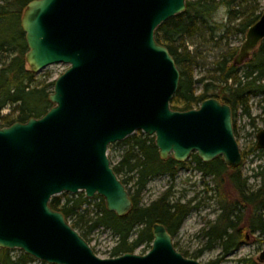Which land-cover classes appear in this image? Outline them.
Segmentation results:
<instances>
[{"label":"water","instance_id":"95a60500","mask_svg":"<svg viewBox=\"0 0 264 264\" xmlns=\"http://www.w3.org/2000/svg\"><path fill=\"white\" fill-rule=\"evenodd\" d=\"M186 0H33L20 26L26 65L39 74L69 68L49 95L40 118L0 128V248L46 264H200L178 252L164 225L152 227L145 255L99 258L49 201L82 192L102 198L122 217L130 194L113 172L110 145L136 132L153 137L161 160L207 163L220 157L240 168L228 104L205 99L190 111L172 110L180 74L167 49L155 42L159 25L183 13ZM238 48L242 65L264 40V9ZM256 145L264 149V128ZM264 264V249L257 258Z\"/></svg>","mask_w":264,"mask_h":264},{"label":"trees","instance_id":"16d2710c","mask_svg":"<svg viewBox=\"0 0 264 264\" xmlns=\"http://www.w3.org/2000/svg\"><path fill=\"white\" fill-rule=\"evenodd\" d=\"M31 1L33 0H0V128L40 118L52 107L48 97L53 92L54 81L40 79L26 65L25 54L28 48L20 22L24 9ZM260 1L186 0V10L183 13L158 26L154 34L155 42L164 46L171 54L180 74L177 91L170 102L172 110H194L205 99L212 98L221 104H228L233 112L241 108L246 117L251 116L249 98L264 96V40L242 65H234L239 51L234 47L215 60L211 75L197 79L194 69L199 66L198 57L194 51L188 50L187 39L197 36L203 29L208 30L213 39L223 29L213 18L222 6L227 8L229 20L236 22L235 31L245 36L248 29L261 17L263 9L259 5ZM223 27L229 30L228 27ZM197 84L201 88L198 93ZM4 110H8L7 114L2 113ZM126 144L128 147L120 160L111 164L113 172L130 194L132 208L124 216L108 212L102 198L97 196L93 199L97 202L90 204L92 200L87 199L82 192L73 196L53 197L49 201L50 208L61 212L68 224L88 244L94 230L109 231L116 238L110 252L111 258L134 253L139 246L150 245L153 241L152 227L156 223L164 225L169 235L174 237L184 219L199 206L191 205V202H173L170 188L150 204H141L142 192L151 179L167 176L172 181L185 164L178 163L171 156L161 160L153 137L140 132L128 138ZM251 148L256 150L255 142ZM241 154L245 159L250 152L242 150ZM189 159L193 169L205 178L210 177L215 185L213 191H217L219 179L226 177L236 194L232 202L220 199L219 216L201 231L206 239V250L213 245L220 247V258L211 263L219 264L225 256L239 247L245 232L252 235L254 230H258V238H264V212L261 209L264 195H259V200H256V196L249 199L245 188L246 178H242L240 168H227L220 157L207 163L202 162L197 155H191ZM252 203L255 211L250 220L248 207ZM227 230L240 234L228 236ZM17 252V255H13L10 250L0 248V264H29L35 261L30 255ZM178 252L187 258H194L180 250ZM237 264L256 263L244 259L237 261Z\"/></svg>","mask_w":264,"mask_h":264},{"label":"rangeland","instance_id":"374dc122","mask_svg":"<svg viewBox=\"0 0 264 264\" xmlns=\"http://www.w3.org/2000/svg\"><path fill=\"white\" fill-rule=\"evenodd\" d=\"M259 5L264 9V0H261ZM225 14L221 11V8L215 13L214 21L218 26L223 29L215 34V37L211 39L209 31L203 29L197 36L187 39L188 50L194 51L197 54V62L199 66L194 69L195 78H201L209 76L215 60L220 55L232 50L234 47L239 48L244 42L245 38L241 34L235 31V21H230L229 17L225 20ZM223 26L229 28L226 30ZM69 67L67 65H53L39 73L40 79H47L49 82H53L62 75ZM264 85V79L262 81ZM200 85H196V93L200 91ZM249 111L250 117H246L241 109L237 110V127L238 138L237 143L240 147V151L249 148L251 143L256 142L257 133L264 128L262 118L264 117V96H251L249 98ZM8 110H4L2 113L7 114ZM252 119V120H251ZM251 122L253 124H251ZM141 133V132H140ZM143 134V133H142ZM138 135V132L132 134ZM145 135V134H144ZM128 137V138H131ZM121 143L110 145L108 148V159L111 164L117 163L121 156L128 147L126 144L127 139ZM151 138V137H150ZM125 142V143H124ZM188 159L186 166L179 169L176 178L172 181L167 176L154 177L151 179L144 191L142 192L141 204L148 205L155 199L163 196L166 190L170 188L172 192L171 200L186 204L191 202V205H199L197 209L192 210L190 214L182 222L181 228L176 233L177 235L173 239V243L178 245V251L187 253L189 256L193 255V259L198 260L200 264H211L212 261L217 260L221 256V249L218 245H213L211 249H205L206 240L202 238L201 231L206 229L210 223H212L220 214L219 205L220 199L228 200L232 202V199L236 196L235 191L226 177L219 179L217 191L212 189L215 187L210 177L205 178L200 172L193 169V164ZM259 166L264 168V156L261 159H257L255 156H249L243 159L240 165V174L242 178H247L253 170L260 171ZM262 168V169H263ZM62 196V195H59ZM95 198V197H94ZM91 198L93 205L96 200ZM91 209H94L91 206ZM248 233V232H245ZM244 233V236H245ZM259 233L253 235L248 234V239L241 241L240 246L235 249L232 254L223 256L222 262L219 264H237V261L250 259L253 263H258L257 258L260 255V251L264 249V238H258ZM89 246L94 250L95 254L101 258H111L110 252L115 244L116 238L104 229L94 230L91 234ZM134 238V236H133ZM256 238L255 241L254 239ZM149 245L139 246L133 254L145 255L150 250ZM13 255H17V251H11ZM199 252V254H197ZM191 258V257H190ZM29 264H45L44 262L34 261Z\"/></svg>","mask_w":264,"mask_h":264},{"label":"flooded vegetation","instance_id":"af4514ba","mask_svg":"<svg viewBox=\"0 0 264 264\" xmlns=\"http://www.w3.org/2000/svg\"><path fill=\"white\" fill-rule=\"evenodd\" d=\"M264 79V78H263ZM263 79H262V81H263ZM226 105V104H225ZM196 108H198V107H196ZM196 108H194V109H196ZM231 108V107H230ZM239 109V108H238ZM237 109V110H238ZM241 109V108H240ZM242 111V110H241ZM264 111V110H263ZM231 114H232V125H233V135H235V139H236V141H237V138H238V131H239V128L237 127V124H236V122H237V116H238V114H237V111L236 112H233V110H232V108H231ZM264 120V117L262 118V121ZM260 132V131H259ZM238 144V143H237ZM255 145H256V142H255ZM252 143L250 144V146H249V148H247L246 150H244V151H249L250 152V154L249 155H247V157H249V156H255L257 159H261L263 156H264V149H258L257 148V145H256V150L255 151H253L252 150ZM192 155H195V154H192ZM260 156V157H259ZM190 157H191V155H190ZM189 157V158H190ZM188 158V159H189ZM244 159V158H243ZM186 166V165H185ZM259 168H260V171L258 172L257 171V169H255V170H253L252 171V173L246 178V183H245V188H246V190H247V196H248V198L249 199H251L252 200V198H253V196H256V200H259L258 199V197H259V195H264V179H262V175H263V173H264V168L262 167V166H259ZM263 168V169H262ZM264 198V197H263ZM262 201H263V199H262ZM254 204L252 203V205H250L249 207H248V210H249V219L250 220H252L253 219V215H254V211H255V209H254ZM261 209H262V211L264 212V204H263V207H261ZM258 233L259 231L258 230H254V233ZM253 233V234H254ZM239 232H234V231H231V230H227V235L228 236H232V235H234V237L235 236H239ZM248 234L249 233H245V236H244V240H247L248 239ZM252 234V235H253ZM177 235V234H176ZM175 235V236H176ZM174 236V237H175ZM174 237H172V239H174ZM202 238H204L203 236H202ZM206 240V239H205ZM255 241H258V240H256V238L254 239ZM242 242L240 241V244H241ZM173 245L174 246H176V250L178 251V245L177 244H174L173 243ZM207 245V244H206ZM206 245L204 246V248L206 247ZM240 246V245H239ZM263 250V249H262ZM261 250V251H262ZM260 251V252H261ZM184 253V252H183ZM187 254V253H186ZM197 254H199V252L197 253ZM188 255V254H187ZM190 256H193V255H190Z\"/></svg>","mask_w":264,"mask_h":264},{"label":"clouds","instance_id":"9594fccd","mask_svg":"<svg viewBox=\"0 0 264 264\" xmlns=\"http://www.w3.org/2000/svg\"><path fill=\"white\" fill-rule=\"evenodd\" d=\"M221 11L224 12V13L226 14V12H227V8L224 7V6H222V7H221ZM226 19H227V16L225 15V20H226Z\"/></svg>","mask_w":264,"mask_h":264},{"label":"built area","instance_id":"2783aa9c","mask_svg":"<svg viewBox=\"0 0 264 264\" xmlns=\"http://www.w3.org/2000/svg\"><path fill=\"white\" fill-rule=\"evenodd\" d=\"M46 264V263H45Z\"/></svg>","mask_w":264,"mask_h":264}]
</instances>
